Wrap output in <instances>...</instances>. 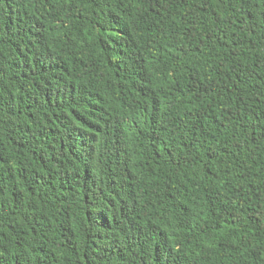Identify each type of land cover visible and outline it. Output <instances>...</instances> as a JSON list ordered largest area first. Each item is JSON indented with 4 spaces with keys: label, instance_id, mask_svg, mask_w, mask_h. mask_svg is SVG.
Segmentation results:
<instances>
[{
    "label": "trees",
    "instance_id": "trees-1",
    "mask_svg": "<svg viewBox=\"0 0 264 264\" xmlns=\"http://www.w3.org/2000/svg\"><path fill=\"white\" fill-rule=\"evenodd\" d=\"M0 264H264V0H0Z\"/></svg>",
    "mask_w": 264,
    "mask_h": 264
}]
</instances>
